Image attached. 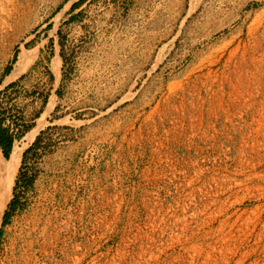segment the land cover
<instances>
[{
  "label": "rangeland",
  "instance_id": "rangeland-1",
  "mask_svg": "<svg viewBox=\"0 0 264 264\" xmlns=\"http://www.w3.org/2000/svg\"><path fill=\"white\" fill-rule=\"evenodd\" d=\"M0 121V264H264V0H0Z\"/></svg>",
  "mask_w": 264,
  "mask_h": 264
},
{
  "label": "bare ground",
  "instance_id": "bare-ground-1",
  "mask_svg": "<svg viewBox=\"0 0 264 264\" xmlns=\"http://www.w3.org/2000/svg\"><path fill=\"white\" fill-rule=\"evenodd\" d=\"M23 68L21 55L18 56L12 71L8 74L7 80L14 78ZM36 130V129H35ZM35 130L26 135L29 141L36 134ZM27 143H16L12 146L8 159L0 155V217L10 198L14 177L20 162V158Z\"/></svg>",
  "mask_w": 264,
  "mask_h": 264
},
{
  "label": "trees",
  "instance_id": "trees-1",
  "mask_svg": "<svg viewBox=\"0 0 264 264\" xmlns=\"http://www.w3.org/2000/svg\"><path fill=\"white\" fill-rule=\"evenodd\" d=\"M21 133L17 135H12L7 128H4L1 121H0V151L4 159H8L13 143L15 140L20 139ZM38 140V137L35 141ZM25 152L23 153L22 157L24 158ZM31 181H29L30 184ZM11 208V205H10ZM7 213H4L2 217V224H4L6 220Z\"/></svg>",
  "mask_w": 264,
  "mask_h": 264
}]
</instances>
